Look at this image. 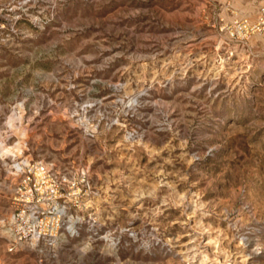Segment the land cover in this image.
<instances>
[{
  "label": "rangeland",
  "instance_id": "1",
  "mask_svg": "<svg viewBox=\"0 0 264 264\" xmlns=\"http://www.w3.org/2000/svg\"><path fill=\"white\" fill-rule=\"evenodd\" d=\"M263 9L0 0V223L20 161L94 185L56 245L0 226V264H264Z\"/></svg>",
  "mask_w": 264,
  "mask_h": 264
},
{
  "label": "built area",
  "instance_id": "2",
  "mask_svg": "<svg viewBox=\"0 0 264 264\" xmlns=\"http://www.w3.org/2000/svg\"><path fill=\"white\" fill-rule=\"evenodd\" d=\"M262 17L257 26L264 25V9ZM14 169L9 210L0 223L9 250L21 243L56 245L75 235L83 211L91 207L89 168L41 159L20 161Z\"/></svg>",
  "mask_w": 264,
  "mask_h": 264
}]
</instances>
